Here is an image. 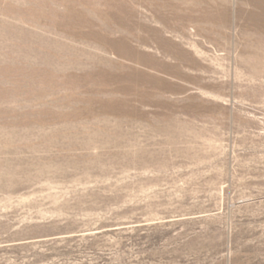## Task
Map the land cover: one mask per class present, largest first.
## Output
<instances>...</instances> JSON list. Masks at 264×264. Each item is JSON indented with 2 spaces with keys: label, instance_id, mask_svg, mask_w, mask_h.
<instances>
[{
  "label": "rangeland",
  "instance_id": "1",
  "mask_svg": "<svg viewBox=\"0 0 264 264\" xmlns=\"http://www.w3.org/2000/svg\"><path fill=\"white\" fill-rule=\"evenodd\" d=\"M0 264H264V0H0Z\"/></svg>",
  "mask_w": 264,
  "mask_h": 264
}]
</instances>
